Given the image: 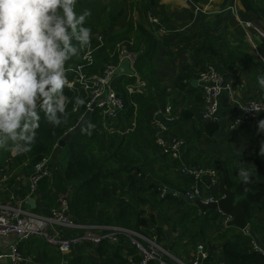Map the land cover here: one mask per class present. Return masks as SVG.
Listing matches in <instances>:
<instances>
[{
	"label": "crops",
	"instance_id": "0c3cea01",
	"mask_svg": "<svg viewBox=\"0 0 264 264\" xmlns=\"http://www.w3.org/2000/svg\"><path fill=\"white\" fill-rule=\"evenodd\" d=\"M103 1L108 2V0ZM229 1L135 0L131 5L134 20L147 25L149 12L146 9L152 6L150 14L159 19V27L162 28L161 32H156L158 48L152 63L155 74L154 86L157 89L155 91L156 103L146 112L144 125L147 128V125L151 124L154 113L158 109L172 106L171 121L167 125L168 136L183 139L185 147L179 159L170 154L158 153L156 131L152 127L150 131L147 128L146 139L148 141L146 142H148L147 151L150 153V161L146 162L144 167L148 177L151 178L150 181L161 187H167L173 197L175 193H183L187 188L186 179L179 173L183 164L218 170L221 173V182L224 178L226 179L227 175L241 182L238 169L243 165L255 169L252 178L259 179L258 167L252 157L259 149L260 141L264 139V134L257 135L256 133L257 121L264 119V112L259 114L255 122L246 121L236 126L234 124L237 120H245V114L225 93L221 98L216 121L213 122L219 125L220 130L214 136H209L205 131L206 125L204 124L206 123L202 121L204 106L199 85V72L209 64L217 67L227 83L235 85L236 94L242 104L251 99H260L264 103V89L257 84V77L264 75V61L256 55L240 33L234 17L228 12H222L227 8ZM240 8L243 19L245 17L256 22L258 20L264 27V16L257 19L248 14L242 3H240ZM261 53L264 57V50H261ZM122 77H126L127 81L131 82L128 76L123 75ZM196 80L198 81L197 87L193 86ZM140 95L146 97L148 90ZM91 122L97 123V119ZM24 154L26 153L0 150V206L13 204V199H26L30 196L28 181L17 180L20 174H27L26 162L28 160L17 161L19 163L17 171L7 164L12 156H17L18 160V156H24ZM6 164L7 166L2 168ZM120 173L123 172L120 171ZM40 190L41 194L38 197L29 198L23 209L34 215L49 218L51 207L57 204L58 193L53 182L50 181H44ZM69 190L68 193H64L73 196L72 191L69 192ZM219 192L222 197L220 188ZM238 201L242 202L241 199ZM98 212L101 218H104L107 214L114 215L115 209ZM88 219L84 222L95 223L92 218ZM159 225L164 228L168 243L179 239L180 233L176 232L172 226H164L161 220H159ZM213 225H215V231L210 235L211 243H208L210 247L231 241L237 244L242 252L248 253L252 252V241H254L264 248V202L254 206L253 216L249 219V237L244 234V231L233 226L228 229L223 227L227 232L222 230L220 228L222 224L219 221ZM0 240V264H10L9 245L4 239L0 238ZM40 245L43 247L39 248ZM46 246L47 244L40 240L22 243L20 250L27 257L26 264H64L57 259L52 262L45 259L44 255H47V258L50 255L48 250L56 251L47 246L48 250L46 249L47 254H45L44 247ZM171 254L179 256L172 252ZM108 257L110 255L105 257L95 248L86 251H80L78 248L72 254L66 255L65 260L69 261V264H76L79 260H81L79 264H105ZM219 261H224L222 255L215 260L217 263ZM116 264H122V261L117 260Z\"/></svg>",
	"mask_w": 264,
	"mask_h": 264
},
{
	"label": "trees",
	"instance_id": "16d2710c",
	"mask_svg": "<svg viewBox=\"0 0 264 264\" xmlns=\"http://www.w3.org/2000/svg\"><path fill=\"white\" fill-rule=\"evenodd\" d=\"M263 2L264 0H241L247 13L257 19L264 16ZM151 7L148 6L149 9L146 11L150 13ZM83 9L92 11L88 25L92 28L93 37L98 34L108 35L107 43L96 53L95 65L90 68V71L100 74L106 65L118 62L117 55L114 54L117 45L133 40L140 52L135 70L142 79L148 82L146 89L148 95L146 97L140 94L129 95L126 86L133 84L135 80L131 79L130 82L126 77H121L118 92L125 100L126 111L120 118V125L128 128L125 133H107L101 121L98 120V129L91 130V135L77 131L72 135L70 142L61 149L59 170L52 182L58 195L67 194L69 189V192L72 191L73 196L70 200L72 215L81 222L92 218L96 226L119 227L147 237L156 235L164 248L176 255H180V250L184 249L188 258L191 257V250L194 247L204 244L210 256L208 264H217L215 260L219 255H222L226 264H264L263 255L256 252H242L240 247L231 241L210 247L208 244L211 243L210 235L215 231L213 223L221 222L222 215L218 211L203 214L195 204L181 197L175 198L172 194L161 199L159 193L161 186L151 182V178L146 173L144 164L150 161L146 131L147 128L150 131V127L146 124V128L144 121L146 112L156 103L155 91L157 89L154 86L155 74L152 67L158 48L156 26L151 25L149 21L148 25L141 21L136 22L131 12V4L126 0H108L107 3L103 0H80L77 10L82 11ZM244 19L248 18L244 17ZM262 50H264V45ZM81 63L80 56L74 57L69 61V68L77 67ZM68 78L70 79L69 76ZM65 94L71 97L68 91H65ZM73 102L74 100L68 106V121L65 125L53 128L42 119L31 150L24 156L19 155L18 160L17 156H12L7 164L13 160L18 167L17 161L29 160L37 163L52 155L54 145L69 133L68 129L72 128L79 119V115L73 113ZM83 111L82 109L81 113ZM204 125H206L205 131L209 136H214L220 130L217 123ZM154 152L155 150L152 154ZM157 152L163 153L159 147ZM258 153L259 149L252 158L257 164L259 179L252 178V183L245 185L242 181L238 182L226 176V186L236 193L238 199L242 200L248 222L253 216L254 206L264 202V157H260ZM120 171L123 173L121 174ZM185 179L187 190L192 181ZM215 196L220 197L219 190L215 192ZM113 209H115L114 215L116 216L107 214L101 218L98 212ZM158 217L164 222V226H172L176 232L180 233L178 240L173 243L167 242L164 228L159 225ZM220 228L226 231L223 226ZM215 238L217 239V236ZM47 246L44 247L45 254L49 247ZM87 249L94 250L89 246L79 247L80 251ZM95 249L105 257L110 255L105 264H116L117 260H121L122 264H129L131 255H134L135 261H140V257L135 256L136 249L131 247L130 240L124 237L120 239L117 246L103 243ZM47 252L50 255L48 258L44 255L45 259L51 262L57 259L60 263L62 261L64 264H69V261L65 260L66 256L56 251L48 250Z\"/></svg>",
	"mask_w": 264,
	"mask_h": 264
},
{
	"label": "built area",
	"instance_id": "2783aa9c",
	"mask_svg": "<svg viewBox=\"0 0 264 264\" xmlns=\"http://www.w3.org/2000/svg\"><path fill=\"white\" fill-rule=\"evenodd\" d=\"M131 1V0H126ZM185 2L191 0H184ZM241 0H230L227 8L222 12L230 13L237 21V27L241 34L248 41L256 55L264 61L261 53V46L264 45V27L256 24L250 19H243L240 8ZM149 23L156 26V32L160 29L159 19L149 13ZM108 35L98 34L92 37L91 48L85 49L80 53L82 63L77 67L69 68L67 75L73 83L71 89H65L74 100L75 96H81L86 100L84 106L77 107L73 113L79 115L77 123L72 127L75 130L69 131L72 135L80 131L81 116L84 120L91 122L98 129V120L101 121L104 131L107 133H121L127 127L120 125V118L126 111L124 98L118 92V84L123 75L118 73V69L125 60L130 61V67L134 75H126L134 79L133 84L126 86L129 95L141 94L147 89L148 82L142 79L135 70V65L139 57V50L133 40L121 42L117 45L115 53L118 62L109 63L105 66L102 73L97 74L90 71L95 65V55L107 43ZM199 85L203 96L202 121L212 123L216 121V116L220 109L221 98L226 93L235 102L239 109L245 114V120H237L234 125L240 126L244 122H255L261 112H264V103L260 99H251L242 104L238 98L235 85L227 83L214 64H209L199 72ZM70 104V103H69ZM68 104V106H69ZM74 102L72 103L73 109ZM67 106V109H68ZM84 110L81 113V110ZM246 109H259L260 111H246ZM172 106L165 109H158L153 116L151 124L156 131V143L159 149L165 154L173 155L179 159L185 141L180 138H170L168 136L167 125L171 121ZM91 117V119H90ZM93 117V119H92ZM61 141L54 145V153L42 161L33 163L26 162L27 174H20L18 181L27 180L30 188V196L26 199H13V204H3L0 206V238L4 239L9 245L10 264H26L27 257L20 251V245L24 242L40 240L54 249L60 255H70L81 246L91 248L98 247L103 243L117 246L121 238L130 240L131 247L136 249L135 256L140 257V261H135L134 255L129 256V264H208L209 253L203 245L199 244L191 250V257L185 254L184 249L180 250L179 256H174L171 252L159 243L156 235L147 237L141 233L129 231L119 227L105 228L78 221L70 212L71 195H58L57 204L50 209V217L45 218L39 215L26 212L23 207L31 197H38L41 194V184L44 181L52 182L54 175L59 170V156L61 154ZM14 171L16 163L13 160L8 162ZM183 178L192 181L190 187L183 193H175V197H181L187 202L195 204L201 201L203 204H211L219 201L215 192L219 190L221 183V173L215 169H207L199 165L183 164L179 169ZM161 199L170 194L167 187H160ZM222 215V226L226 229L232 227V218ZM73 233V235H72ZM246 236H250L247 228L244 230ZM252 252L264 256V248L252 241ZM217 264H226L219 261Z\"/></svg>",
	"mask_w": 264,
	"mask_h": 264
},
{
	"label": "clouds",
	"instance_id": "9594fccd",
	"mask_svg": "<svg viewBox=\"0 0 264 264\" xmlns=\"http://www.w3.org/2000/svg\"><path fill=\"white\" fill-rule=\"evenodd\" d=\"M80 0H0V150L26 153L35 143L42 119L53 128L68 121L72 100L65 89L69 61L91 48L90 9L78 11ZM264 89V75L257 77ZM73 111L86 100L75 96ZM246 111H260L246 109ZM80 131L95 127L81 116ZM69 128L68 131H74ZM264 134V119L257 121ZM264 157V139L259 143ZM255 169H238L243 184L252 183Z\"/></svg>",
	"mask_w": 264,
	"mask_h": 264
},
{
	"label": "water",
	"instance_id": "95a60500",
	"mask_svg": "<svg viewBox=\"0 0 264 264\" xmlns=\"http://www.w3.org/2000/svg\"><path fill=\"white\" fill-rule=\"evenodd\" d=\"M120 75H134V71L130 67V61L125 60L122 62L118 69ZM198 81L193 82V86L197 87ZM72 134L68 133L61 141V147L64 148L71 140ZM220 191L222 198L211 204H203L201 201H197L195 205L201 210L202 213L209 211H219L232 218L231 225L242 231L246 230L249 226L248 219L243 210L242 202L238 201V197L235 192L229 190L226 186V179L224 178L220 184Z\"/></svg>",
	"mask_w": 264,
	"mask_h": 264
},
{
	"label": "rangeland",
	"instance_id": "374dc122",
	"mask_svg": "<svg viewBox=\"0 0 264 264\" xmlns=\"http://www.w3.org/2000/svg\"><path fill=\"white\" fill-rule=\"evenodd\" d=\"M134 1L135 0H131V1H127L128 3H130L131 5H133V3H134ZM230 22V21H229ZM228 22V23H229ZM256 24H258V25H260V27L261 28H263L262 26H263V24L262 23H260V21L258 22V20H257V22L256 21H254ZM231 25V24H230ZM261 49H262V46H261ZM96 158V157H95ZM97 159V158H96ZM92 225H94V223H91ZM1 241V240H0ZM163 246V245H162Z\"/></svg>",
	"mask_w": 264,
	"mask_h": 264
}]
</instances>
